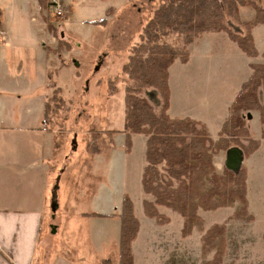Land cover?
Segmentation results:
<instances>
[{"label": "rangeland", "instance_id": "rangeland-1", "mask_svg": "<svg viewBox=\"0 0 264 264\" xmlns=\"http://www.w3.org/2000/svg\"><path fill=\"white\" fill-rule=\"evenodd\" d=\"M253 1L264 10V0ZM19 2L22 5L17 9L12 0H0V38L10 45L15 39L10 60L26 72L18 75L16 80L23 87L12 92V99L36 110L61 88L64 100L44 122L58 136L59 155L56 163L49 165V187L46 184L42 192L45 202L49 195L48 206L54 211L53 218L43 225L49 249L55 255L64 254L72 264H102L104 260L119 264L120 220L110 215L121 213L123 198L128 195L142 225L135 264L213 263L218 241L216 248L204 255L203 238L215 226L224 227L221 264H264V127L258 111L242 114L250 138L259 142L257 150L244 155L246 216L240 217L239 203L213 212L199 211L201 224L184 238V219L177 212L158 207L167 220L161 223L144 213L143 202L153 201L142 186L147 137L133 135L128 149L126 135L121 133L125 89L137 87L123 74V68L163 0H60L63 17L57 16L50 4L35 9L32 0ZM254 17L251 8L240 12L242 22ZM232 27L244 34L240 27ZM253 36L259 51L255 58H248L223 33L205 36L199 56L189 46L192 63L188 67L180 61L174 63L172 119L193 117L207 122L212 140H220L217 128L228 122L233 102L252 75L251 65L264 64V26L255 28ZM142 96L159 114L162 102L158 93L144 89ZM259 98L264 104L262 90ZM113 130L120 131L114 141L109 134ZM241 142L249 145L246 139ZM226 154H214L219 175L226 170ZM92 213L108 217L84 216ZM249 217L251 221L246 220Z\"/></svg>", "mask_w": 264, "mask_h": 264}, {"label": "trees", "instance_id": "trees-1", "mask_svg": "<svg viewBox=\"0 0 264 264\" xmlns=\"http://www.w3.org/2000/svg\"><path fill=\"white\" fill-rule=\"evenodd\" d=\"M37 1L44 8L48 5V0ZM243 8L255 11L252 21H241ZM231 23L240 27L244 34L236 33ZM258 26H264V10L253 0H163L143 28L140 43L133 48L129 62L123 68V74L137 87L125 89V123L121 133L126 135L128 149L133 135L147 137L142 186L145 195L151 196L153 201L143 202L144 213L161 223L167 220L159 214L158 207L177 212L184 219V238L201 224L199 211L213 212L239 203L242 206L240 217L246 216L243 166L237 172L226 168L224 174L219 175L213 157L221 151L228 152L235 148L233 146L241 149L244 155L259 148V142L250 138L242 114L260 112L264 127V104L259 98L260 90L264 95V64L251 65L252 75L232 104L231 116L217 142L212 140L206 126L200 122L175 120L168 115L171 97L169 70L176 61L188 63L189 46L208 34L223 33L248 58L258 57L253 36V30ZM144 89L158 93L162 102L159 114L142 96ZM60 93L61 88H58L47 97L44 107L46 122L64 105ZM119 133L116 130L109 132L112 141ZM95 137L98 140L99 137ZM241 139L248 140L249 145L244 146ZM84 216L108 217L96 213ZM110 217L119 219L121 224L119 264H135L133 244L140 232V222L128 195L123 198L121 213ZM246 220L251 221L252 218ZM217 241L216 257L213 263L208 264H221L225 246L224 227L215 226L207 232L203 238V254L216 248ZM102 264H112V261L104 260Z\"/></svg>", "mask_w": 264, "mask_h": 264}, {"label": "crops", "instance_id": "crops-1", "mask_svg": "<svg viewBox=\"0 0 264 264\" xmlns=\"http://www.w3.org/2000/svg\"><path fill=\"white\" fill-rule=\"evenodd\" d=\"M32 1L33 8L44 9L37 0ZM12 2L20 9L22 4L19 0ZM48 4L52 5V0H48ZM205 36L191 46L196 49L198 56L207 40ZM39 41L42 43L41 39ZM14 45L15 39H12V45L0 40V264H72L64 254L55 255L49 249V238L43 228L44 223L51 220L54 213L48 206L49 195L46 204L42 192L46 184L49 187V165L59 156L56 154L58 136L44 123L45 104H39L34 110L33 107H27L12 99V92L23 87L21 81L16 80L18 75L24 76L26 73L20 71L23 66L12 65L10 59L15 54ZM191 48L190 62L182 65L183 67H188L193 61ZM46 57L48 58L47 54ZM175 64L169 71L171 98L168 115L174 101ZM189 119L205 125L212 135L209 123L193 117ZM223 126H218V133ZM60 155L63 158L64 152L61 151ZM137 241L133 244V253Z\"/></svg>", "mask_w": 264, "mask_h": 264}, {"label": "water", "instance_id": "water-1", "mask_svg": "<svg viewBox=\"0 0 264 264\" xmlns=\"http://www.w3.org/2000/svg\"><path fill=\"white\" fill-rule=\"evenodd\" d=\"M248 119H252V116L249 115ZM245 161L244 153L239 148H232L226 154V168L229 171L237 172L241 169Z\"/></svg>", "mask_w": 264, "mask_h": 264}, {"label": "built area", "instance_id": "built-area-1", "mask_svg": "<svg viewBox=\"0 0 264 264\" xmlns=\"http://www.w3.org/2000/svg\"><path fill=\"white\" fill-rule=\"evenodd\" d=\"M51 6H55V9L57 10V16L63 17L64 10H63V7H62L60 0H52Z\"/></svg>", "mask_w": 264, "mask_h": 264}]
</instances>
